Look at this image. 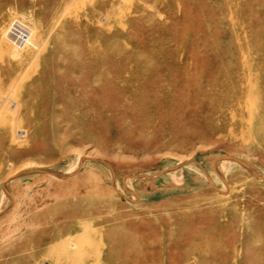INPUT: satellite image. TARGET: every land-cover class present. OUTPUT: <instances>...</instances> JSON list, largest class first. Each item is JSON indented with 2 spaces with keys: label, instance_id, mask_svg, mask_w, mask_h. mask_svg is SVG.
<instances>
[{
  "label": "rangeland",
  "instance_id": "374dc122",
  "mask_svg": "<svg viewBox=\"0 0 264 264\" xmlns=\"http://www.w3.org/2000/svg\"><path fill=\"white\" fill-rule=\"evenodd\" d=\"M0 264H264V0H0Z\"/></svg>",
  "mask_w": 264,
  "mask_h": 264
},
{
  "label": "built area",
  "instance_id": "2783aa9c",
  "mask_svg": "<svg viewBox=\"0 0 264 264\" xmlns=\"http://www.w3.org/2000/svg\"><path fill=\"white\" fill-rule=\"evenodd\" d=\"M31 26L19 17L11 19L5 29L6 38L17 48H36L37 44L32 37ZM17 136L24 138L26 136L25 129H18Z\"/></svg>",
  "mask_w": 264,
  "mask_h": 264
}]
</instances>
